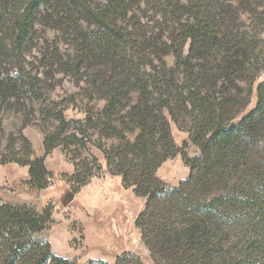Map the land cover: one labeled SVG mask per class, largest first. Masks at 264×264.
Here are the masks:
<instances>
[{"label": "trees", "instance_id": "16d2710c", "mask_svg": "<svg viewBox=\"0 0 264 264\" xmlns=\"http://www.w3.org/2000/svg\"><path fill=\"white\" fill-rule=\"evenodd\" d=\"M220 1L189 6L167 0L156 7L162 19L142 51L137 46L144 36L128 35L120 25L129 13L127 0L85 7L86 19L98 29L85 32L77 24L84 40L78 68L92 57L101 60L91 84L104 106L88 109L83 119L52 113L58 126L44 137L43 155H34L31 141L21 135L22 154L0 152V165L29 166L24 184L43 191L54 179L45 160L60 147L74 166L71 174L60 175L69 184V200L104 167L120 176L125 188L145 199L135 224L153 264H264V39L256 27L244 29L241 14H228ZM53 2L0 0V22L9 34L0 39L1 53H8L6 40L26 51L38 12ZM254 94L256 103L249 107ZM21 96L23 88L0 75V103L11 105ZM173 124L188 133L183 147ZM189 142L199 149L193 157L185 151ZM178 154L190 172L170 186L158 170ZM54 212L52 200L39 208L0 197V264H146L132 251L114 262L55 254L41 237Z\"/></svg>", "mask_w": 264, "mask_h": 264}, {"label": "rangeland", "instance_id": "374dc122", "mask_svg": "<svg viewBox=\"0 0 264 264\" xmlns=\"http://www.w3.org/2000/svg\"><path fill=\"white\" fill-rule=\"evenodd\" d=\"M104 1L54 0L51 8L38 12L26 51L15 50L12 42L6 40L4 49L8 53L0 51V75L14 79L23 88V96L13 98L11 105L0 103V152L3 155L14 158L22 154L21 135L31 141L34 155L42 154L45 151L44 137L58 126V121L52 116L54 112L62 110L68 120L83 119L88 109L96 110L104 106L103 100L94 98L97 95L91 84L93 74L102 66L101 60L92 57L78 68L84 40L77 26L81 25L85 32L96 31L97 25L86 19L84 10L85 7L97 10L103 6ZM151 1L153 0H127L128 16L119 20L128 35L144 36L142 45L137 46L141 51V48L151 45V28L159 26L157 20L162 19L161 11L156 7H165L167 0H155L159 5H154ZM182 1L190 6L198 0ZM220 2H224V10L227 9L228 14H241L242 24L238 23L244 29L256 27L264 39V0ZM220 10L223 11L222 6L219 7ZM8 35V28L0 22V39ZM189 45V41L185 43V53ZM168 62L172 64L173 57H169ZM260 80H264V73ZM133 97L136 100L138 93H133ZM256 100L254 94L249 107H253ZM172 131L177 144L183 147L184 141L188 140V133L175 124L172 125ZM92 149L102 158L97 149ZM185 151L193 157L198 154L199 149L189 142ZM48 164L61 170L72 168L60 147L55 148L50 155ZM6 165L9 163L2 167ZM188 168L182 155L178 154L159 168L158 175L170 186H175L188 176ZM60 178V175L54 174L52 185L39 197H45L47 201L52 199L55 203L57 214L54 222L41 237L51 243L52 250L57 255L77 258L80 262L90 258H107L106 260L114 262L117 255L132 251L140 254L146 264H153L142 241L141 231L135 224L138 214L145 206L144 198L136 196L132 188H125L122 178L110 175L106 167L71 200L69 192H65L67 187ZM5 188L1 191L3 195L24 192L17 183H7ZM35 201L39 207L45 203L43 198ZM61 235L67 237L66 244H63Z\"/></svg>", "mask_w": 264, "mask_h": 264}, {"label": "crops", "instance_id": "0c3cea01", "mask_svg": "<svg viewBox=\"0 0 264 264\" xmlns=\"http://www.w3.org/2000/svg\"><path fill=\"white\" fill-rule=\"evenodd\" d=\"M55 150V149H54ZM54 150L47 156L45 163L46 166L48 167L49 170H51L53 172V174H55L56 176L61 175L62 173H69L71 174L74 171V166L72 164V168L69 170H61L59 168H54L51 167L48 164V158L50 157V155L54 152ZM44 153V151H43ZM42 154H37L36 156H41ZM186 173L189 174L190 170L189 168L186 169ZM61 177V176H60ZM29 178V166H21L17 163H9V165H6L4 167H2V165H0V197L3 198V200L5 201H9L11 203H31V204H37L35 200H39L41 198L44 199V204L43 206L51 201L52 199H49L48 201L45 199V197H41L44 195V190L43 191H37L35 189H29L25 184L24 181H26ZM62 180V184H64V186L67 187L66 189V193L69 192V184L67 183V181L65 179H63L62 177L60 178ZM7 183H17V185L19 186V188H22V191H24L23 193H11L10 196L8 195H3L1 191L4 190L5 186ZM87 186V185H86ZM49 188V187H48ZM47 189H45L46 191ZM6 191V188H5ZM64 192V194H66ZM22 196L24 197H28V198H22ZM63 196V195H62ZM77 196V194H76ZM75 196V197H76ZM14 199V200H11ZM42 206V207H43ZM41 208V207H39ZM57 211V210H56ZM54 212L53 218L55 219V216L57 214V212ZM62 238V242L63 244L67 242V237L65 235H61ZM55 252V251H54ZM55 254H57L55 252ZM59 255V254H58ZM63 256V255H60ZM67 257V256H64Z\"/></svg>", "mask_w": 264, "mask_h": 264}, {"label": "bare ground", "instance_id": "6f19581e", "mask_svg": "<svg viewBox=\"0 0 264 264\" xmlns=\"http://www.w3.org/2000/svg\"><path fill=\"white\" fill-rule=\"evenodd\" d=\"M105 259H107V258H105ZM109 260V259H108ZM109 261H111V260H109ZM114 261V260H113Z\"/></svg>", "mask_w": 264, "mask_h": 264}]
</instances>
